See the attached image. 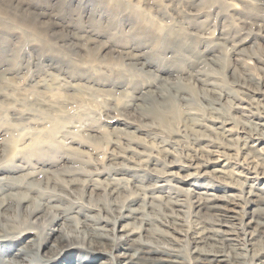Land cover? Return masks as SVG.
I'll list each match as a JSON object with an SVG mask.
<instances>
[{
	"label": "rangeland",
	"instance_id": "obj_1",
	"mask_svg": "<svg viewBox=\"0 0 264 264\" xmlns=\"http://www.w3.org/2000/svg\"><path fill=\"white\" fill-rule=\"evenodd\" d=\"M23 1L27 5H33L30 12L35 15L42 8L35 4H48L53 10L52 12L49 10L51 16L49 18L61 17L59 22L64 27L58 28L57 36L60 38L57 39L44 28L43 36L51 41L49 47L41 48L42 41H39L30 30H26L23 35L20 33L23 29L18 24L7 22L6 28L3 24L0 25V31L8 33L4 46L8 52L0 59V73L3 74V77H0V169H22L3 172L0 175L4 176L0 180V188L2 184H6L5 181L21 185V188L8 198L13 204L12 209L3 215V209L0 211V224L4 225L0 226V231L4 232L3 228H10L19 233L16 236H9L5 242H1L0 239V248H5L8 243L13 245L17 239L20 241L22 236L27 235L30 237L22 239V242L30 247L33 243L36 246V235L44 238L47 229L52 225L55 212L47 210L48 213L29 228L35 232L27 234L23 230L26 228V212L23 204L17 202L20 196L32 198V205L43 203L45 196L55 197L58 199L57 204L67 212L79 210L84 212V215L95 216L96 219L107 218L106 220L112 222L110 227L115 228L119 226L120 216L119 213L110 210L113 207H116L117 211L120 208L124 210L130 200H135L132 207L140 209L138 215L140 214L139 217H143L148 225L157 226L168 232L172 226L190 231L195 226L190 197L192 190L200 183L207 182L206 188H218L220 191L214 192L219 195L233 192L243 195L246 188L245 177L247 176L249 181L250 178L261 176L259 172L264 169L262 164L264 162L261 159L264 157V151L258 153L256 150L250 154L260 158L256 162L247 157L246 149L248 146L252 148L251 145L261 148L264 144L260 143L261 140L258 141L263 134L254 120L257 116H264V110L261 105H256L252 98L240 93L235 79L229 72V52L224 51L222 47L219 48L220 55L226 59L223 66L205 64L196 58H192L190 63L178 65L180 67L177 73L166 85L172 93L179 86L185 87L187 91L183 90L181 94L187 96L190 93L193 100L189 101V104L179 100L178 117L168 119L165 123L141 108L140 101L132 99L140 83L145 79L134 77L129 80L117 72V66L116 68L113 66L112 69L105 66L106 61L101 56L98 57V49L86 41L82 42L77 51L78 55H73L65 45L68 27L78 32L91 20L88 8L84 9L77 3L78 0ZM175 1L116 0L117 7L114 9L120 12L121 18H116L115 23L121 20L122 22L109 30L104 29L107 20L99 22V30L104 31L100 32L107 34L104 42L114 48L116 41H120L125 34L130 36L131 29L134 32L137 26L130 27L125 21L135 23L136 16L143 21L141 27L149 25L151 32L158 34L157 36L163 34L162 31L166 30L168 25H173L177 19H180V22L176 23L184 25L191 33L193 23L185 21L182 16L192 11L193 16L199 17L201 12ZM114 4L115 0H104L103 6L107 9L112 8ZM114 9L112 8L113 11ZM17 19L18 17H15V20ZM27 19L31 20L30 17ZM214 23L205 25L204 33L202 29H198L191 35L193 36L191 53L194 56L197 52H202L207 41H215L219 26H215ZM32 27L37 30L39 28L36 23ZM16 33L19 35L16 40L10 38L9 35ZM248 36L252 38V35ZM254 37L258 39L260 45V48H254V52L260 60L264 59V39L257 34ZM30 44L37 47L31 51ZM151 46L156 49L158 44ZM102 52L103 49L100 54H103ZM38 54L44 55V58L52 54L67 59L69 61L67 67L71 69L68 70L69 74H80L83 80L73 78L72 81L68 74L66 77V74L57 70H53L52 76L49 66L38 61ZM250 61L254 62L255 66L264 67L263 61L262 64L255 59ZM203 73L208 74L207 80H214L215 83L212 81L202 85L196 81V74ZM253 73L261 81L264 79L263 68L253 69ZM119 74L123 79L116 77ZM146 79L151 78L146 76ZM103 80L108 81V85L106 82L105 85H101ZM114 81L126 83L120 92L114 90L112 86ZM72 83L78 84L73 87L70 85ZM52 122L57 123L53 130ZM224 128L230 131L224 132ZM36 141L37 152H33L29 147ZM209 158L219 161L209 166ZM216 169L222 171L226 169L225 174L214 171ZM181 178H189L188 180H193L194 183L177 184L176 181ZM254 182L255 187L263 185L261 184L263 181ZM87 183L94 184L97 190L89 192ZM173 183L184 189L175 190L180 195L177 198L184 203L180 211H176L171 205V199L164 196L165 193L171 194ZM109 186L118 190V194L109 195ZM229 186H234V189ZM122 197H125L124 200ZM0 200H5L3 194H0ZM89 205L94 207L90 209ZM250 209L246 208L247 211ZM56 224L61 227L63 222ZM153 231L154 229L150 232ZM174 235L179 236L176 233ZM159 238L156 239V244L161 246L167 244L169 239L167 236ZM49 241L50 237L43 242V250L47 248ZM186 242L187 239L183 238L176 245L181 252L184 251V257L186 255L189 257ZM34 256L30 257L31 261L27 259V262L46 264L40 262V257L37 259ZM69 257L70 255H67L65 259ZM102 257L98 262L107 263V258ZM42 259L44 258L41 257ZM242 264H255V261L248 256Z\"/></svg>",
	"mask_w": 264,
	"mask_h": 264
},
{
	"label": "bare ground",
	"instance_id": "obj_2",
	"mask_svg": "<svg viewBox=\"0 0 264 264\" xmlns=\"http://www.w3.org/2000/svg\"><path fill=\"white\" fill-rule=\"evenodd\" d=\"M170 1L173 2L174 0ZM175 2L180 3L182 6L193 7L201 12L199 17L193 16L192 11L190 14L182 16L185 21L193 23L191 33L184 25L177 24L176 22H180V19H177L173 25H168L167 29L162 31V33L164 32L163 34L157 36L158 34L151 32L149 25L144 28L141 27L140 24L143 21L136 16L135 23H130L128 20L125 21L126 25L130 24V27L137 26L135 31L133 32V29H131L130 36L125 34L120 41H116L113 48L104 42L107 34L102 33L104 31L99 30L98 25H100L99 22L107 20L104 29L109 30L122 22L121 20L119 23H115L116 18H121L120 12L114 9L117 7L116 0L112 6L114 11L112 8L104 9V0H85L84 3L83 0H78L77 3L79 5L84 9L88 8L90 10L89 15L91 16L89 19L91 20L86 25H83L78 32H74L76 29H69L68 27L66 29L65 38L67 42H65V45L69 47L73 55H78L77 51L80 49L82 42L86 41L93 48L98 49V57L101 56L106 61L104 62L105 66L111 69L113 66L115 68L117 66V72L125 75L129 80L134 77L136 79H145L140 83L138 91L132 99L140 101L139 105L141 108L143 107L149 115L151 112L155 118L165 123L168 122V119L171 120L178 117L179 100L187 102L185 104H189V101L193 100L190 93L187 96L181 94V91L186 89L185 87L179 86L172 93L166 85L167 81L177 73L178 67H180L178 65L190 63L192 58H196V60L205 64H221L223 66L226 59L223 55H220L221 51L219 48L222 47L224 51L229 52V72L235 79L234 82L237 88L240 89V93L252 98L255 101L254 103L261 105L264 110V79L261 81L253 73V69L263 68L264 70V67L255 66L253 65L254 62L250 61L255 59L260 64L264 62V59L260 60L257 53L254 52V48H260L258 39L254 36L257 34L264 39V0H176ZM206 2L209 3L205 4ZM35 5L42 7L39 12L34 11L37 13L36 15L30 12V8L33 5H27L23 0H0V25L3 24L5 27L7 22L13 25L18 24L23 29L20 33L24 35L26 30H30L39 41H42L41 48L49 47L51 39L50 41L46 40L43 36V33H45L44 28L57 39L60 38L57 36L58 28H63L64 26L59 22L61 17L50 19L51 16L49 14L53 10L48 4L37 3ZM78 8L81 7L78 6ZM7 13H11L10 16ZM15 17H18V19L15 20ZM27 17H30L31 20H28ZM122 19L125 20V18ZM34 22L39 26L38 30L33 29ZM213 22H215V26H219L215 41H207L202 52H197V55L194 56L191 53V42L193 39L191 35L195 34L198 29H202L201 31L204 33L206 29H203V27ZM93 24L96 25L93 26ZM157 31L160 34V30L158 29ZM7 34L4 30L0 31V59L8 52L4 48ZM248 35H252V38ZM9 36L16 40L19 35L16 33ZM151 44H158L159 47L157 46L156 49H153ZM36 47L31 45L30 50L32 51ZM102 49L104 52L100 54ZM37 59L40 63L43 62L42 64L49 66L52 76H54L53 70H57L62 71L64 75L66 74V77L69 75L72 81L81 77L80 74H69L68 70L71 71V69L67 67L69 62L67 59L59 58L52 54L45 56V58L44 55L38 54ZM196 75L195 80L202 85L214 82V80H207L209 79L207 77L208 74ZM146 76L151 79H146ZM0 77H3L2 73H0ZM116 77L123 79L120 74ZM80 79L83 80V78ZM104 82L106 80H103L101 85H105ZM77 84L72 83L70 85L74 87ZM106 84L108 85V81ZM125 84L122 81H114L112 86H114L115 91L120 92ZM236 106L238 107V105ZM240 107L242 106L240 105ZM254 120L263 134L258 141L261 140L260 143H264V116H257ZM52 123L51 130L57 126L56 122ZM229 131V129L224 128V132ZM37 145L38 142L36 141L32 143L29 149L35 152ZM251 147H247L246 155L257 162L260 158L253 155L251 157L250 154L255 153L256 150H258V153L264 151V144L261 148H256L254 145H251ZM261 159L264 162V157ZM218 161V159H210L209 166H213ZM17 170L22 169H0V175L3 172L8 173ZM225 170L216 169L214 171L225 174ZM206 173L209 174L207 170ZM259 173L260 177L250 178L249 181L248 177H245L247 179H245L244 185L246 188L243 195H238L234 192L227 195H223V193L219 195L214 192L218 191V188H206L207 182L204 184L200 183L202 186L199 185L196 189H193L190 197V206L193 208L195 218V226L190 231L186 229L179 230L172 226L171 231L168 232L157 226L148 225L143 217H139L138 211L140 209L138 210L135 206L132 207L135 200H130L124 210L120 208L117 211L116 207L110 210L111 212L119 213L120 216V228L119 226L116 228L112 226L114 227L112 228L110 227L112 222L106 220L107 218L96 219L94 218L95 216L84 215L85 213L79 210L67 212L57 204L58 199L55 197L45 196L44 200L46 202L32 205V198L20 196L17 202L18 204H23V209L26 212V228L23 230L27 234L35 232L29 230V228L33 227L36 221L48 213L47 210L55 212L52 225L47 229L44 238L41 235H36V246L33 243L30 247L24 241L22 242V239L25 240L30 237L27 235L25 237L22 236L20 241L17 239L13 245L8 243L5 248H0V264H38L37 262H27V259L30 260V257L34 255L37 259L40 257V262L46 264H242L245 263V259L248 256L255 261V264H264V169L260 170ZM3 177H0V180ZM188 179L181 178L176 183L193 185L192 178V181ZM255 180L263 181L261 183L263 185L255 187ZM5 182L6 184H2V188H0V194L5 197L4 201L0 200V211L3 209L2 215L7 210L12 209L13 204L8 201V198L14 194V191L21 188V185L12 184L9 181ZM176 183L171 184L173 188V191H170L171 194L165 193L163 195L171 199V205L176 211H180L184 203L177 198L180 195L175 190L181 187ZM87 184L89 192L97 190L94 184ZM229 187L234 189V186ZM108 192L111 196L118 194V190L113 187H110ZM89 207L91 209L94 206L89 205ZM247 207L251 209L247 211ZM127 219L131 221H127ZM172 221L174 222V219ZM56 222H63V224L59 227ZM0 226L4 227L3 224H0ZM152 229L154 231L150 232ZM3 230L4 232L0 231L1 242H5V239L10 238L9 236H16L19 233L10 228H3ZM174 233L179 236L177 237ZM165 236L169 238L167 244L164 243L165 245L162 244V246L156 244V239H160L159 237L165 238ZM49 237L48 246L43 250L42 244ZM183 238L188 241L186 242V252L190 254L189 257L187 255L184 257V251L181 252L176 245ZM67 255H70V257L65 259ZM102 256L107 258V263L106 261L98 262L99 258H103ZM41 257L44 259L41 260ZM11 260L14 262H11Z\"/></svg>",
	"mask_w": 264,
	"mask_h": 264
}]
</instances>
